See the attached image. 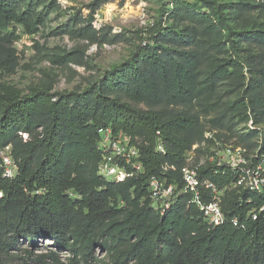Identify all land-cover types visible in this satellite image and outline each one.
<instances>
[{
    "label": "trees",
    "instance_id": "trees-1",
    "mask_svg": "<svg viewBox=\"0 0 264 264\" xmlns=\"http://www.w3.org/2000/svg\"><path fill=\"white\" fill-rule=\"evenodd\" d=\"M104 2L94 0L87 19L76 15L80 26L69 32L108 41L92 25ZM56 4L0 0V72L18 64L12 46L17 26L37 33ZM171 5L160 13L176 23L150 30L127 59L87 88L35 86L23 92L0 83V148L11 146L18 165L14 178L0 168V264H62L61 253L66 264H264V193L225 189L222 207L229 220L211 226L187 204L181 174L188 153L201 144L202 116L231 134L236 117L264 123V19L253 16L264 11V0ZM225 50L233 56L219 60ZM79 57L74 51L62 61ZM224 80L239 96L222 107L217 94ZM108 128L139 148L143 171L120 182L99 174L101 131ZM238 143L252 151L260 146L262 154L264 130L250 129ZM195 151L200 156L204 148ZM209 155L198 174L224 188L237 174ZM152 176L178 187L163 213L151 205ZM46 240L48 251L35 254Z\"/></svg>",
    "mask_w": 264,
    "mask_h": 264
},
{
    "label": "rangeland",
    "instance_id": "rangeland-1",
    "mask_svg": "<svg viewBox=\"0 0 264 264\" xmlns=\"http://www.w3.org/2000/svg\"><path fill=\"white\" fill-rule=\"evenodd\" d=\"M171 1L107 0L93 12L92 25L96 30L107 33L109 40L91 42L71 34L68 29L80 26L74 18L76 15L84 19L91 15L94 0H57L56 7L47 10L46 23L37 33L29 34L21 25L17 26L18 37L12 46L16 49L18 64L13 71L0 72V83L14 86L23 92L35 86H51L55 91L87 88L100 80L107 70L127 59L150 30L177 22L169 19L167 14L163 16L160 13L162 8L172 7ZM219 1L230 3L237 0ZM253 16L263 20L264 11L256 10ZM74 51L81 55L77 61H62L63 56ZM232 56L230 51L225 50L218 59ZM215 61L211 60L205 65L207 71ZM217 95L222 107L233 103L239 96L227 80L222 81ZM207 120V116H202L205 130L201 144L196 146H203L204 153L200 156L194 154L198 162L205 161L210 151L218 155L228 145H239V136L250 130L252 121H241L236 117L231 134L228 129L213 127ZM256 126L264 130V123ZM208 132L212 134L210 138L213 142L207 140L210 139L206 136ZM163 202L151 198L152 207L161 213L165 210ZM49 243L51 241L46 240L45 245L36 249L35 254L47 252ZM28 244L24 240V248ZM97 254L100 259L106 257V253L99 249ZM23 255L28 254L24 252ZM60 256L62 264H66L67 254L61 253ZM30 262L36 264L34 260Z\"/></svg>",
    "mask_w": 264,
    "mask_h": 264
},
{
    "label": "built area",
    "instance_id": "built-area-1",
    "mask_svg": "<svg viewBox=\"0 0 264 264\" xmlns=\"http://www.w3.org/2000/svg\"><path fill=\"white\" fill-rule=\"evenodd\" d=\"M250 122V129L261 130L256 125L253 126L252 121ZM101 135L102 139L99 143L102 152V159L99 163L101 176L107 180L120 182L136 172L143 171L139 148L131 144L128 138L122 134L113 133L110 128L102 130ZM24 136L26 137L25 134ZM206 136L207 138L213 137L210 132ZM259 142L261 143L262 140L260 139ZM196 148L197 146L194 145L187 155L186 164L181 169L182 192L186 196L187 204L195 205L209 225L219 226L229 220L222 207V196L225 189L236 188L239 191L254 194L264 193V153L260 154V146L252 151L242 145H228L218 155L215 153L211 156V160H216L218 165L227 166L237 174L236 179L224 188H219L214 181L199 176L198 169L206 160L198 162L194 159ZM0 168L6 177L16 176L18 165L12 156L11 146L0 148ZM168 168L170 167L165 166L164 169ZM172 168L175 167L172 166ZM148 187L150 197L154 200H163L165 209L172 204L178 189L176 183H168L166 178L160 176H152L148 181ZM262 210L264 206L260 207V211ZM256 218L257 215L253 213V219ZM230 220L235 225L239 224L237 218Z\"/></svg>",
    "mask_w": 264,
    "mask_h": 264
}]
</instances>
